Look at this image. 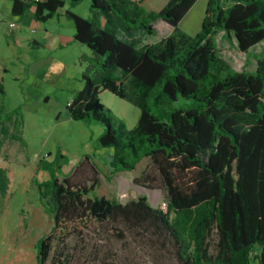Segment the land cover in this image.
Here are the masks:
<instances>
[{
	"label": "trees",
	"instance_id": "1",
	"mask_svg": "<svg viewBox=\"0 0 264 264\" xmlns=\"http://www.w3.org/2000/svg\"><path fill=\"white\" fill-rule=\"evenodd\" d=\"M144 1L91 0L88 18L67 11L75 40L92 52L84 88L67 113L102 126L99 145L113 150L108 179L149 159L165 187L166 209L146 196L124 203L96 195V180L75 178L80 165L39 186L54 225L37 242L38 264H109L97 251L85 256L70 245L89 223L121 244L146 247L159 264H264V50L257 70L247 73L234 70L215 42L223 33L242 53L263 43L264 0H208L194 37L178 26L198 0H169L160 12ZM63 5L35 2L34 16L47 21ZM27 6L14 0L15 13ZM159 20L173 33L142 44L135 33L155 35ZM6 72L0 64L1 96ZM103 91L140 109L135 128L121 122V133L114 129ZM181 99L189 103L174 108Z\"/></svg>",
	"mask_w": 264,
	"mask_h": 264
},
{
	"label": "rangeland",
	"instance_id": "2",
	"mask_svg": "<svg viewBox=\"0 0 264 264\" xmlns=\"http://www.w3.org/2000/svg\"><path fill=\"white\" fill-rule=\"evenodd\" d=\"M168 2L149 0L148 3L151 10L160 12ZM207 5L208 0H198L180 22L179 29L189 36L199 34ZM90 7L91 0L81 2L80 14L86 16ZM155 29V35L141 30L135 36L142 44H156L174 30L163 20L155 23ZM0 41L3 46L7 45L5 38L1 37ZM215 42L219 54L234 70L247 73L257 70L264 42L248 53L240 52L234 43L229 44L223 33ZM2 45L0 52L4 51ZM6 85V95L0 96V264H38L37 242L48 235L54 225L39 186L53 177L63 179L71 175L80 165L75 178L88 184L96 180V195L116 197L124 203L146 196L153 206L166 209L165 187L149 159H144L132 172H122L111 179L106 177L110 174L113 150L99 145L102 126L69 118L65 115L67 105L61 101L67 91L80 86L78 79L69 82L66 92L54 94L50 103L37 97L23 99L11 73L7 75ZM101 99L116 117L112 123L119 134L121 122L129 131L135 128L140 117L137 106L108 91L102 92ZM188 103L181 99L173 107ZM20 106L24 116L17 127L15 110ZM60 110L63 114L57 117ZM82 230L83 236L70 242L81 255L97 251L109 264H159L146 247L121 244L96 223H89Z\"/></svg>",
	"mask_w": 264,
	"mask_h": 264
},
{
	"label": "crops",
	"instance_id": "3",
	"mask_svg": "<svg viewBox=\"0 0 264 264\" xmlns=\"http://www.w3.org/2000/svg\"><path fill=\"white\" fill-rule=\"evenodd\" d=\"M28 6L21 13L14 12V0H0V38L7 41L0 52V64L6 69L7 75L12 74V79L19 85L23 99L39 98L45 103L53 100L54 94L66 92L67 85L72 80L78 79L80 86L67 91L61 96V101L67 106L76 92L84 88L83 75L90 67L89 58L92 52L83 44L75 40L76 28L68 19L66 13L70 11L80 17H90L80 14L79 5H71L70 0H62L63 7L47 21H38L35 16V2L45 0H21ZM145 0L142 4L148 11L152 7ZM151 8V9H150ZM15 23L16 28L10 24ZM7 85L5 89L6 95ZM55 90V91H54ZM1 96V95H0ZM16 125L23 119L22 107L16 110ZM60 110L57 117L62 116ZM65 115L68 116L67 107Z\"/></svg>",
	"mask_w": 264,
	"mask_h": 264
},
{
	"label": "built area",
	"instance_id": "4",
	"mask_svg": "<svg viewBox=\"0 0 264 264\" xmlns=\"http://www.w3.org/2000/svg\"><path fill=\"white\" fill-rule=\"evenodd\" d=\"M10 27H11V28H16V24H15V23H11V24H10Z\"/></svg>",
	"mask_w": 264,
	"mask_h": 264
}]
</instances>
